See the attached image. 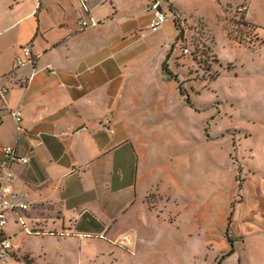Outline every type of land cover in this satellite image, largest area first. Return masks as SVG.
<instances>
[{
    "label": "crops",
    "instance_id": "1",
    "mask_svg": "<svg viewBox=\"0 0 264 264\" xmlns=\"http://www.w3.org/2000/svg\"><path fill=\"white\" fill-rule=\"evenodd\" d=\"M189 1L163 4L168 19L151 32L149 0H89L87 11L79 0H0V87L22 116L17 136L4 113L0 159L5 145L29 159L11 170L30 207L8 213L7 226L20 217L27 235L47 244L44 254L54 249L70 264H104L105 256L109 264H264V165H226L218 131L187 149L182 171L171 153L176 138L162 132L171 128L165 111L184 107L188 124L196 114L177 82L186 89L183 81L204 71L172 53L174 19L192 16L217 60L215 78L207 72L201 81L231 79L243 110L258 101L237 132L264 151V0H191L207 2L202 9ZM81 19L98 25L81 30ZM26 45L34 62L17 67ZM207 115L205 124L218 125Z\"/></svg>",
    "mask_w": 264,
    "mask_h": 264
},
{
    "label": "rangeland",
    "instance_id": "2",
    "mask_svg": "<svg viewBox=\"0 0 264 264\" xmlns=\"http://www.w3.org/2000/svg\"><path fill=\"white\" fill-rule=\"evenodd\" d=\"M186 4H188V7H194L197 9H202L207 6V2H193L191 0L186 2ZM185 18H187V21H185L184 24H182V20L179 21L180 29L183 30L184 33L182 39L183 41L176 40L175 42H172V45L174 46V51H172L173 58L180 59L187 57L189 59H193L198 64L197 70L200 71V69H202L204 73L200 71L197 75L188 77L183 81L184 86H186L185 88L189 90L188 92L184 89V87H182V81L177 82L178 87L181 85L183 94H180L183 96L185 102L187 96L190 103H192L190 99L193 101V111L196 112V114L194 113L193 123L191 121V123L188 124V122L184 121V107L180 106L175 108V111L170 109V113L167 111L164 113V115H166L163 121H166V126L170 122L171 128L162 130V132H166L165 134L168 136L170 131L172 136L176 138L175 145L173 144L171 147V153L174 152L177 155V164L180 166L178 169L184 171V166L180 164L187 155L189 156V150L187 149L191 146H194V148L198 146L196 145L197 139H204L205 136L209 135L215 136L218 131H223L224 133L223 138L219 140L218 146L224 155L226 165H230V160L232 159L237 170L240 169L239 163L242 164V167H244L245 170L249 166L253 168L263 166L264 151H260L263 149V146L257 144L258 141H253L252 146L249 145L250 141L242 138L237 132L241 126L244 127V123L246 122L243 115L248 114V110L251 112L253 108L256 110L259 109L260 105L258 104V101L253 103L257 104V106L250 109L249 107L253 104L251 105L250 103L252 102H249V107L243 110L242 108H239V99L235 98L233 95L234 92L232 84L234 83L231 79L223 76L214 82L209 81L210 83L201 81L202 76L204 74L206 75L207 72L208 78L213 79L217 70L212 69V66L216 65L217 60L212 54L209 41L210 39L206 36L202 21H198L192 16H186ZM236 23L234 24L237 25ZM237 28L239 29V26H236L235 30H237ZM209 29L216 38L219 37L220 27L215 19L212 20ZM168 48L167 57L169 56V51L171 52V49L173 50V48H171V44ZM182 48L188 49V53H183ZM220 51L221 50L218 44L215 45L214 53L218 54ZM191 87L195 88V90H202L201 95L192 96L190 92ZM232 105H234L233 107L236 109L232 108ZM207 107L208 109H206ZM234 110H236V113H234ZM219 112L220 115H222L221 119L218 117ZM208 113H210V116H215L214 118L217 117L218 125H213V119L207 121L206 124L201 120L205 116H208ZM250 147L258 150V154L249 156V151L244 150H248ZM196 178L199 180V177L196 176ZM235 180L236 184L241 185V178L239 174L236 175ZM26 227L25 222H21L19 219H16V221L13 220L12 223H9L4 230V236L10 239L12 245L11 252L14 253V255L9 256L8 259L11 264H26L29 260L30 263L33 261L35 264H70L68 259L57 256L54 249L49 250L44 254L42 246L45 245L46 248L47 244L37 241L35 238L27 235L28 230ZM49 246L51 247L52 243H50ZM103 259L104 264L110 263V257L105 256ZM118 264L120 263L118 262Z\"/></svg>",
    "mask_w": 264,
    "mask_h": 264
},
{
    "label": "built area",
    "instance_id": "3",
    "mask_svg": "<svg viewBox=\"0 0 264 264\" xmlns=\"http://www.w3.org/2000/svg\"><path fill=\"white\" fill-rule=\"evenodd\" d=\"M110 1V0H105ZM170 0H149L146 10L151 13V19L148 29L151 32L158 31L168 19V14L163 10L162 5L168 4ZM82 8L87 11V5L89 0H79ZM247 6L242 5L237 8V13H243L246 11ZM98 25L96 20L81 19L79 21V26L81 30H85L90 27H95ZM184 53H188L187 49H184ZM34 57L31 54V49L29 46H23L20 49V55L15 60V65L17 67L24 66L27 63H33ZM47 69L53 72V68L48 65ZM35 72L29 74L26 80V86L30 83ZM6 88L0 87V124L2 123V118L4 113L9 114L14 122L15 132L17 136L22 133L21 127V112L18 108H9L6 100ZM2 157L0 159V264H11L9 262V256H13L14 253L11 252V242L10 239L4 236V230L7 226V214L8 213H21L29 209V203L26 202L25 196L22 192L17 190L13 186L14 175L12 173V166L14 163H27V157H20L16 152L14 146L5 145L1 148ZM22 222V219L18 217ZM27 264V262H26Z\"/></svg>",
    "mask_w": 264,
    "mask_h": 264
},
{
    "label": "trees",
    "instance_id": "4",
    "mask_svg": "<svg viewBox=\"0 0 264 264\" xmlns=\"http://www.w3.org/2000/svg\"><path fill=\"white\" fill-rule=\"evenodd\" d=\"M170 10H171V7H170ZM175 20V25H176V27H177V29L179 30V34H178V38L176 39L177 41L178 40H182L183 39V35H184V33H183V30H181L180 29V26H179V19H177V18H175L174 19ZM241 21V20H240ZM183 41V40H182ZM184 49H186V48H182V51H183V53H184ZM188 50V49H187ZM163 69L166 71V72H168L170 75H172L174 78H176V76L174 75V74H172V72H170L169 70H168V68H167V66H166V64H165V62L163 63ZM216 76V75H215ZM215 76H214V78H215ZM179 90H180V93L181 94H183V92H182V89H181V85H179ZM187 96V95H186ZM186 103L187 104H189V105H191V103H190V101H189V98H188V96H187V98H186ZM238 171H239V169H238Z\"/></svg>",
    "mask_w": 264,
    "mask_h": 264
}]
</instances>
